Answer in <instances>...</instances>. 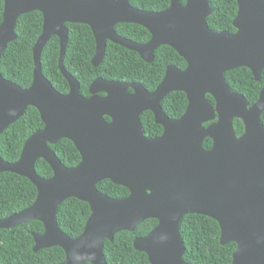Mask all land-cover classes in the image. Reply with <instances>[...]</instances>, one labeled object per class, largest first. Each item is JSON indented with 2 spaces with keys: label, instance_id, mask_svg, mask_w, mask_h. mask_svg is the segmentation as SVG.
<instances>
[{
  "label": "water",
  "instance_id": "obj_1",
  "mask_svg": "<svg viewBox=\"0 0 264 264\" xmlns=\"http://www.w3.org/2000/svg\"><path fill=\"white\" fill-rule=\"evenodd\" d=\"M236 1L233 25L237 31L216 33L207 24L213 13L209 0H186L185 5L171 0L170 7L158 13L136 9L130 0H5L0 66L3 52L17 38L15 27L21 16L38 11L44 23L33 49L31 87L20 88L0 71V136L29 107L39 111L45 127L29 138L16 163L0 157V174L25 177L38 190L30 208L0 220V230L40 221L45 232L33 234L34 252L60 247L66 253L62 264H107L105 241L155 219L158 225L135 239V249L147 254L151 264H189L184 260L180 226L186 215L195 214L219 224L222 245H237L233 264H264V87L250 107L225 77L227 72L248 68L256 81L262 80L264 0ZM67 24L91 28L96 40L95 67L112 42L137 52L146 63L154 61L160 47L169 46L187 68L168 67L154 92L138 83L97 78L86 98L63 65ZM119 24L145 28L150 41L140 44L118 35ZM53 36L60 39L59 68L70 86L66 95L43 74L42 52ZM172 92H183L188 99L180 119L169 118L162 109ZM147 111L163 127L162 136L145 135L141 115ZM236 119L245 127L241 137L234 126ZM208 138L213 141L211 149L204 148ZM62 139L73 142L81 154L78 166L65 167L51 149ZM40 159L51 166V179L37 174ZM106 180L125 187L130 196L116 200L102 194L97 185ZM71 198L88 203L92 211L77 239L62 232L57 222L59 207Z\"/></svg>",
  "mask_w": 264,
  "mask_h": 264
},
{
  "label": "trees",
  "instance_id": "obj_2",
  "mask_svg": "<svg viewBox=\"0 0 264 264\" xmlns=\"http://www.w3.org/2000/svg\"><path fill=\"white\" fill-rule=\"evenodd\" d=\"M213 10L207 19L208 27L216 32L235 33L234 21L238 14L236 0H209ZM183 5L186 0H181ZM130 4L142 11L162 12L171 5V0H130ZM5 0H0V26L3 23ZM44 18L35 11L19 18L15 27L16 40L11 42L2 54L0 71L4 79L22 89H29L34 79L33 49L43 33ZM69 32L66 53L63 59L65 69L80 83L81 95L90 97L91 84L102 78L120 83L141 84L147 91L154 92L162 83L166 70L175 66L180 70L187 68L186 61L169 46H162L155 52L154 61L146 63L135 51H130L112 42H108L106 55L97 67L92 59L96 53V40L91 28L84 24H67ZM115 31L118 35L136 43L146 44L150 33L136 24H119ZM60 39L53 36L45 45L41 61L45 78L63 95L70 92V86L59 68ZM226 82L231 90L243 95L249 106L259 99L264 87V72L261 81H256L248 68H239L226 73ZM130 93H133L130 90ZM104 96V94H102ZM208 100L215 104L213 97ZM188 99L183 92H172L162 102L164 113L171 119H180L186 112ZM110 121L109 118H106ZM264 125V113L261 117ZM141 124L145 135L158 138L164 129L156 124L151 111L141 115ZM207 126V125H206ZM234 126L238 136L244 133L241 120L236 119ZM45 125L39 111L29 107L24 115L0 136V157L7 163H16L22 154L25 143ZM213 141L206 139L204 148L211 149ZM58 159L67 168H74L82 161L81 154L73 142L62 139L52 145ZM36 172L43 179L54 175L51 166L40 159L36 163ZM102 194L116 200L130 196L125 187L106 180L97 185ZM38 197L36 186L27 178L12 173L0 174V220L30 208ZM92 214L90 205L76 198L66 200L58 209L57 222L60 230L72 239H77L84 232ZM158 221L149 219L140 224L134 232H120L113 241H105L103 254L107 264H151L147 254L134 247L136 238L147 236ZM45 227L40 221H32L8 230H0V264H62L66 253L60 247H53L34 252L33 234L43 235ZM185 247L184 260L189 264H233L237 250L235 243L221 245V230L213 219L189 214L180 226ZM91 264V263H86Z\"/></svg>",
  "mask_w": 264,
  "mask_h": 264
},
{
  "label": "flooded vegetation",
  "instance_id": "obj_3",
  "mask_svg": "<svg viewBox=\"0 0 264 264\" xmlns=\"http://www.w3.org/2000/svg\"><path fill=\"white\" fill-rule=\"evenodd\" d=\"M244 132H245V130H244ZM243 134H244V133H243ZM243 134H242V135H243ZM242 135H241V136H242ZM241 136H238V137H241ZM220 230H221V229H220ZM220 239H221V238H220ZM220 243H221V242H220ZM221 245H222V244H221Z\"/></svg>",
  "mask_w": 264,
  "mask_h": 264
}]
</instances>
